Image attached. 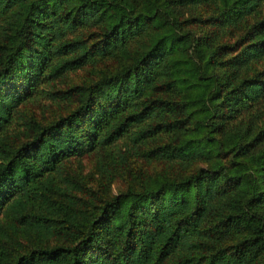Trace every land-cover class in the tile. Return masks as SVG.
I'll return each instance as SVG.
<instances>
[{
	"label": "trees",
	"instance_id": "trees-1",
	"mask_svg": "<svg viewBox=\"0 0 264 264\" xmlns=\"http://www.w3.org/2000/svg\"><path fill=\"white\" fill-rule=\"evenodd\" d=\"M0 264H264V0H0Z\"/></svg>",
	"mask_w": 264,
	"mask_h": 264
},
{
	"label": "rangeland",
	"instance_id": "rangeland-1",
	"mask_svg": "<svg viewBox=\"0 0 264 264\" xmlns=\"http://www.w3.org/2000/svg\"><path fill=\"white\" fill-rule=\"evenodd\" d=\"M107 62L111 63L113 61L109 60ZM103 65H105V62L100 61L94 65H85L82 68L67 73V75L63 77L59 82L55 83L54 86L56 88H65L72 84L85 81L89 79V77H92L94 75L93 73L96 70V67H102ZM48 102V100H42V103ZM26 106L29 113H32L34 116L37 117V119H41L43 121L53 119L54 117H56L58 111L60 110L58 105L43 106L40 103L33 101L27 102ZM64 111L66 110L63 108L62 112ZM66 165L70 171H73L80 175H89L90 177H92V172L94 170V157L91 153H87L79 157H71L67 161ZM153 167L158 169L159 165L156 164L153 165ZM153 167L149 168L151 169ZM125 185L126 183L122 179L117 178L112 184V192H116L117 190L123 189Z\"/></svg>",
	"mask_w": 264,
	"mask_h": 264
}]
</instances>
